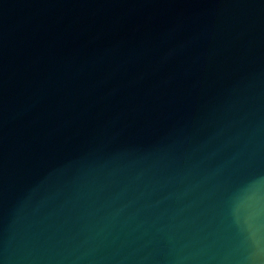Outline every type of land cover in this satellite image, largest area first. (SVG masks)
<instances>
[{
  "label": "water",
  "instance_id": "obj_1",
  "mask_svg": "<svg viewBox=\"0 0 264 264\" xmlns=\"http://www.w3.org/2000/svg\"><path fill=\"white\" fill-rule=\"evenodd\" d=\"M0 264H264V0H0Z\"/></svg>",
  "mask_w": 264,
  "mask_h": 264
}]
</instances>
